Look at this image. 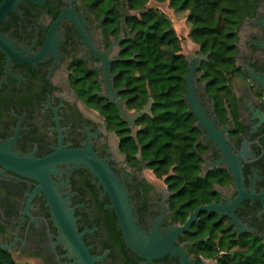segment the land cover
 Returning <instances> with one entry per match:
<instances>
[{
	"label": "flooded vegetation",
	"instance_id": "obj_1",
	"mask_svg": "<svg viewBox=\"0 0 264 264\" xmlns=\"http://www.w3.org/2000/svg\"><path fill=\"white\" fill-rule=\"evenodd\" d=\"M4 1L0 0V6ZM121 2L122 14L125 0ZM71 8L84 15L95 50L69 19L58 29L57 49H51L42 60L11 57L9 63L7 53L0 49V140L18 133L15 148L37 158L55 152L60 143L69 149L84 148L91 142L94 151L124 178L136 222L145 231L150 232L159 220L161 233L168 235L172 227L185 225L200 207L221 206L220 211L202 210L190 229L175 239L174 245L183 250L189 264H257V249L264 259V196L259 197L264 193V0L238 29L235 65L225 72V82L212 83L202 69L209 57L201 47L189 57L182 52L189 65L192 58H203L196 68L195 96L214 127L209 130L189 110L186 83L184 99L197 129L194 149L199 161L189 193L182 195L181 188L172 186L173 181L156 175L141 146L133 158L123 152L122 135L100 110L101 101L95 98L92 105L76 90L82 84L98 85L94 92L111 102L102 95L101 56L109 51L113 85L127 108L140 111L153 99L150 96L139 110L130 109L123 88L115 84L113 63L121 58L126 42L136 38L128 23L127 28L122 27V16L119 31L114 32L84 0H22L0 19V34L13 41L19 57L32 58L43 50L59 14ZM121 34L124 39L117 44ZM80 78L85 79L76 82ZM154 102L133 127L120 116L130 136L137 138L141 129L137 122L153 115ZM51 177L63 205L74 209L77 229L96 264H186L179 253L149 260L133 251L109 195L87 167L62 163ZM39 186L35 179L0 164V264H84Z\"/></svg>",
	"mask_w": 264,
	"mask_h": 264
},
{
	"label": "trees",
	"instance_id": "obj_2",
	"mask_svg": "<svg viewBox=\"0 0 264 264\" xmlns=\"http://www.w3.org/2000/svg\"><path fill=\"white\" fill-rule=\"evenodd\" d=\"M91 11L104 17V23L118 32L121 22V0H84ZM150 0H127L131 14L126 21L136 32V38L126 42L119 60L113 63L115 84L125 98L128 107L139 110L154 99L153 115L138 120L141 127L137 138L129 135L126 121L122 120L116 106L94 91L95 86H77L78 94L94 105L101 102L100 110L111 126L122 135L121 150L131 158L142 147L143 155L160 178L173 181L180 189L179 195L188 194L190 182L198 169L194 149L197 129L193 127V115L188 112L184 99L189 62L182 53L181 40L171 19L154 8H146ZM165 1V0H157ZM261 0H169L176 10L191 7L192 13L203 24L200 47L208 60L202 69L212 83L225 82V72L235 65L238 29L243 21L254 14ZM85 78L77 79L80 82ZM173 172L172 174H170ZM187 181L185 186L184 182ZM257 249V264H264Z\"/></svg>",
	"mask_w": 264,
	"mask_h": 264
},
{
	"label": "water",
	"instance_id": "obj_3",
	"mask_svg": "<svg viewBox=\"0 0 264 264\" xmlns=\"http://www.w3.org/2000/svg\"><path fill=\"white\" fill-rule=\"evenodd\" d=\"M21 1L22 0H5L0 6V19L5 17L10 11L15 10ZM33 1L36 3H44L46 0ZM131 13L127 0H125V7L122 12V27L127 28L126 17ZM65 19L74 22L82 36L90 45V48L95 50L94 46L89 41L88 32L85 28L88 26L87 21L84 15L78 14L74 8L65 9L59 14L48 33L43 50L34 57L28 59L19 57L15 53L17 47L14 45L13 41L1 34L0 49L7 53L9 63L11 62V57L32 62L42 60L46 58L51 49H57L60 36L58 29ZM122 39H124L123 34H121L116 43L118 44ZM108 54L109 51H106L101 56L104 62L102 68L105 79V83L103 84L105 91L102 95L116 104L120 116L129 123L130 127H133L137 118L141 117L146 112H150L153 99H151L149 104L142 110L131 112L126 106V101L119 96L118 91L114 88V74L111 72L110 59L107 57ZM204 58H207V56ZM201 59H203L201 56H196L191 59L189 72L186 76L187 94L185 95V99L190 104L189 110L196 114L205 127L213 131L214 127L211 122L208 121L205 110L200 107L199 101L195 96L196 68L199 66L198 61ZM192 61H195V63H192ZM17 136L18 133L12 138L0 140V164L25 178L35 179L40 183L38 189L43 190L48 195L58 225L64 231L71 245L77 250L84 264H96L95 262L97 259L89 253L83 241V235L79 233L77 229L74 209L67 208L63 205V201L58 195V187L53 183L51 175L57 171V166L62 163H67L69 165L73 164L76 167L83 165L99 179L105 192L110 197L112 207L116 212L119 226L127 244L133 251L149 260L160 258L173 252L181 254L184 262L189 264L185 259L183 250L174 245L175 239L180 233L190 229L191 224L197 219L198 214L202 210H221V206H202L191 215L185 225L172 227L168 235L161 233L159 229V220L150 232L145 231L136 222L135 206L124 178L117 175L108 161L94 151L91 142L87 143L84 148L69 149L64 148L62 143H60L55 152L43 158H37L33 154L22 155L19 153L15 148ZM220 144L225 150L229 151V147L224 140H221ZM236 177L240 180L241 175L239 167L236 169ZM263 196L264 193L259 197ZM237 201H239V199Z\"/></svg>",
	"mask_w": 264,
	"mask_h": 264
},
{
	"label": "rangeland",
	"instance_id": "obj_4",
	"mask_svg": "<svg viewBox=\"0 0 264 264\" xmlns=\"http://www.w3.org/2000/svg\"><path fill=\"white\" fill-rule=\"evenodd\" d=\"M146 8L158 9L164 12L172 21V24L180 37L182 52L190 56L200 48V35L203 24L198 21L196 15L192 13L191 7L184 10H176L170 6L169 0H150Z\"/></svg>",
	"mask_w": 264,
	"mask_h": 264
}]
</instances>
